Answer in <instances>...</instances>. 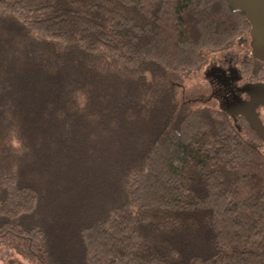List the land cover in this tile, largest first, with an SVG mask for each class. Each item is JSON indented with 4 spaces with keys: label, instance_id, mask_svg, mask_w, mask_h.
Returning a JSON list of instances; mask_svg holds the SVG:
<instances>
[{
    "label": "trees",
    "instance_id": "obj_1",
    "mask_svg": "<svg viewBox=\"0 0 264 264\" xmlns=\"http://www.w3.org/2000/svg\"><path fill=\"white\" fill-rule=\"evenodd\" d=\"M250 28L227 0H0V249L264 264V148L187 103Z\"/></svg>",
    "mask_w": 264,
    "mask_h": 264
},
{
    "label": "flooded vegetation",
    "instance_id": "obj_2",
    "mask_svg": "<svg viewBox=\"0 0 264 264\" xmlns=\"http://www.w3.org/2000/svg\"><path fill=\"white\" fill-rule=\"evenodd\" d=\"M250 44L249 29L225 51L211 54L189 85L187 103L190 110L221 112L238 130H251L264 148V61L252 56Z\"/></svg>",
    "mask_w": 264,
    "mask_h": 264
},
{
    "label": "water",
    "instance_id": "obj_3",
    "mask_svg": "<svg viewBox=\"0 0 264 264\" xmlns=\"http://www.w3.org/2000/svg\"><path fill=\"white\" fill-rule=\"evenodd\" d=\"M227 2L232 9L239 10L249 21L252 56L264 61V0H227ZM239 106L238 103L237 107ZM226 111L231 115L239 113Z\"/></svg>",
    "mask_w": 264,
    "mask_h": 264
},
{
    "label": "rangeland",
    "instance_id": "obj_4",
    "mask_svg": "<svg viewBox=\"0 0 264 264\" xmlns=\"http://www.w3.org/2000/svg\"><path fill=\"white\" fill-rule=\"evenodd\" d=\"M0 264H26L19 257L13 256L10 252L0 249Z\"/></svg>",
    "mask_w": 264,
    "mask_h": 264
}]
</instances>
